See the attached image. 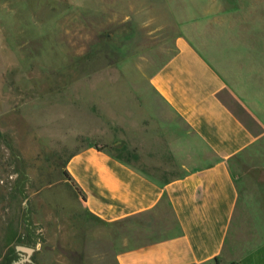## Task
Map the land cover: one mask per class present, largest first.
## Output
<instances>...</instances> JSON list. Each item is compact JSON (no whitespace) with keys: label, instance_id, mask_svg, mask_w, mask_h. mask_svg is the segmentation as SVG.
Segmentation results:
<instances>
[{"label":"rangeland","instance_id":"rangeland-1","mask_svg":"<svg viewBox=\"0 0 264 264\" xmlns=\"http://www.w3.org/2000/svg\"><path fill=\"white\" fill-rule=\"evenodd\" d=\"M173 1L0 0V264H118L142 243L143 222L89 214L67 166L95 146L156 180L185 173L187 130L151 84L177 50ZM242 156L264 229V142Z\"/></svg>","mask_w":264,"mask_h":264},{"label":"crops","instance_id":"crops-1","mask_svg":"<svg viewBox=\"0 0 264 264\" xmlns=\"http://www.w3.org/2000/svg\"><path fill=\"white\" fill-rule=\"evenodd\" d=\"M173 4L177 50L151 84L187 130L185 173L156 180L95 146L68 173L92 216L143 222L118 264H264L261 197L241 204L233 172L264 142V0Z\"/></svg>","mask_w":264,"mask_h":264},{"label":"trees","instance_id":"trees-1","mask_svg":"<svg viewBox=\"0 0 264 264\" xmlns=\"http://www.w3.org/2000/svg\"><path fill=\"white\" fill-rule=\"evenodd\" d=\"M119 160H121V161H124L123 159H122V157H117ZM124 162H126V161H124ZM67 176L71 179V177H70V175H69V173H67ZM71 181H72V179H71ZM76 186V185H75ZM77 190L79 191V193H81L80 192V190L77 188Z\"/></svg>","mask_w":264,"mask_h":264}]
</instances>
